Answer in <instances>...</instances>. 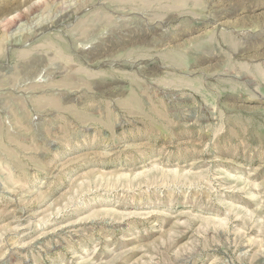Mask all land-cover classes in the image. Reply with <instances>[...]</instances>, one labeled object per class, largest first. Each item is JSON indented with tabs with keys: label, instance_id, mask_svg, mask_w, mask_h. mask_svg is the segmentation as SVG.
<instances>
[{
	"label": "rangeland",
	"instance_id": "rangeland-1",
	"mask_svg": "<svg viewBox=\"0 0 264 264\" xmlns=\"http://www.w3.org/2000/svg\"><path fill=\"white\" fill-rule=\"evenodd\" d=\"M0 264H264V0H0Z\"/></svg>",
	"mask_w": 264,
	"mask_h": 264
}]
</instances>
